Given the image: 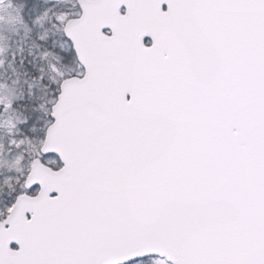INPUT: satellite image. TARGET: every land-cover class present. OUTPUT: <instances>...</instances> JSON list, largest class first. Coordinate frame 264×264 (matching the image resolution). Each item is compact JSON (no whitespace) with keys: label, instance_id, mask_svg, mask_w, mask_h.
I'll use <instances>...</instances> for the list:
<instances>
[{"label":"snow or ice","instance_id":"1","mask_svg":"<svg viewBox=\"0 0 264 264\" xmlns=\"http://www.w3.org/2000/svg\"><path fill=\"white\" fill-rule=\"evenodd\" d=\"M0 264H264V0H0Z\"/></svg>","mask_w":264,"mask_h":264}]
</instances>
